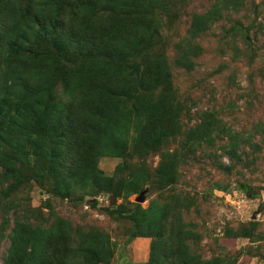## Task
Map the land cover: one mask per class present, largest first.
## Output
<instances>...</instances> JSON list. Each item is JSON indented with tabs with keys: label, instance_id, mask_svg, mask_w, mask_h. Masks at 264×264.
Masks as SVG:
<instances>
[{
	"label": "rangeland",
	"instance_id": "rangeland-1",
	"mask_svg": "<svg viewBox=\"0 0 264 264\" xmlns=\"http://www.w3.org/2000/svg\"><path fill=\"white\" fill-rule=\"evenodd\" d=\"M35 1L84 42L29 37L51 56L0 106V264L15 229L27 264L49 239L53 264H264V0ZM80 89L99 103L70 176L50 160Z\"/></svg>",
	"mask_w": 264,
	"mask_h": 264
},
{
	"label": "trees",
	"instance_id": "trees-1",
	"mask_svg": "<svg viewBox=\"0 0 264 264\" xmlns=\"http://www.w3.org/2000/svg\"><path fill=\"white\" fill-rule=\"evenodd\" d=\"M29 3L23 4L24 0H0V106L5 97V94L9 92V89L23 77L25 74L24 67L27 65L26 59H31V61L39 60L42 56H51V52L44 51L41 47H35L32 43L34 39L29 41V37H35L36 39L43 38L47 33L54 34L52 38V45L54 48L61 49L60 56L67 60H70L71 54L69 50L72 46V41L76 38L79 39V44L84 42L82 33L78 37L72 34H66L62 31L67 28L64 24L57 22L56 19L47 20L44 18L42 21H38V15L34 14L32 3L33 0H27ZM35 4L38 6L39 2L36 0ZM128 7L121 3H115L112 5L113 17H118L123 10H127ZM27 13V15H25ZM31 20H28L31 16ZM120 21L119 33H124L122 22L127 20H134V15H123ZM38 21V22H37ZM37 22V23H36ZM50 23L51 31L46 29ZM52 24V25H51ZM123 31V32H120ZM120 35V34H119ZM18 40V42H17ZM115 44V42L112 40ZM19 43V44H17ZM88 45L97 51L99 48V42H97L93 37L90 36V40L87 41ZM71 45V47H70ZM92 49L89 50L87 55L92 53ZM29 51V52H28ZM84 53L81 51H72L74 58L78 57ZM125 53V51H124ZM55 62H59L57 59L53 58ZM45 68L41 65V75L44 73ZM53 74L52 72H49ZM66 75L63 74V77ZM52 78V76H51ZM66 79V77H65ZM50 81L52 79H48ZM91 84V83H90ZM157 83H153L156 85ZM85 88V87H84ZM95 89V88H94ZM151 90V89H149ZM148 91V90H147ZM79 94L75 96V99L68 104V111L71 117L67 121L60 123L59 128L61 132V139L57 145L54 146V153L51 155L50 165L51 168L55 170L59 169L62 173H67L68 175H73L77 169L81 168L80 160L84 156L80 152L78 142L82 138L81 132L84 130L83 121L89 122L98 110L99 98L96 93L79 90ZM89 95H87V93ZM35 97L36 95L33 94ZM28 107V106H27ZM28 109V108H27ZM73 116H78V120L81 122L75 123ZM41 127V126H40ZM42 132H51L52 130H40ZM46 134V133H43ZM28 245V238L23 237L18 230H14V235L10 241V245L7 251V255L4 259V264H27L23 261V256ZM38 264H53L52 260V246L51 239L48 240L45 248L40 251V262ZM151 264V262L149 263Z\"/></svg>",
	"mask_w": 264,
	"mask_h": 264
}]
</instances>
